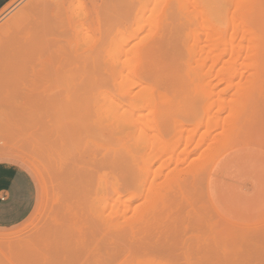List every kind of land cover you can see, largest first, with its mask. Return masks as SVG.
Instances as JSON below:
<instances>
[{"label":"rangeland","instance_id":"1","mask_svg":"<svg viewBox=\"0 0 264 264\" xmlns=\"http://www.w3.org/2000/svg\"><path fill=\"white\" fill-rule=\"evenodd\" d=\"M41 1L42 0H14L0 13V33L7 25L15 26L14 23L17 22L18 17L21 18L20 15L27 13V11L29 15L31 14L30 16L28 15L30 18L29 20L28 18L22 20V23L36 18L38 12H30L29 9L32 10L34 7L37 9ZM87 1L88 0L81 1V4L79 3V9H75L78 7V4L77 2L74 3L71 20L79 29L80 27L83 28V26L84 28H88L91 32L84 33H88L89 38H94V29L96 25H93L86 17L92 2L89 0L91 2L88 1L89 4ZM31 4L33 8L30 6ZM149 6L150 9L154 11L155 16L158 15V11L160 10L159 1L155 0ZM81 8L83 9L80 11ZM74 9L76 11H74ZM203 11L204 13L199 9V0H185L183 5L175 10L176 14H178L177 22L169 25V27H171L169 30L170 33H168L167 30L165 34L164 32L167 28V24L159 20L153 21L147 29H141L143 23L140 19H136V14L124 21L121 17H116L111 20V24L107 21L108 24L106 23V25H103L104 28H109L113 33H119L118 38L135 37L145 39L136 47L135 58L132 57L134 65L131 67L135 68L134 70L132 69L135 75H133V85L130 87L132 92H136L140 88V78L136 76V71L140 70L139 67L143 65L144 59H147V54L154 57L152 58L156 61V64L152 68V71L149 72L147 78L149 79V83H151V85H148L149 88L152 87V89H154V102L147 107L146 110L148 111L144 110L142 112L145 118L147 117L146 119L150 120L149 125L152 124V126H148V120L145 119L144 121L146 122L144 123H147L148 129H145L146 131L143 135H141V133V136L139 135V137H137L138 139H136L137 148L140 153L138 157L143 159L141 156H149L148 158H144L149 161H145V165L140 162V159L138 161L139 164L135 162L140 168L143 166L145 168L141 169V173H139L142 174L144 170L147 171L146 167L148 165H150V169L148 168V172L142 175L136 173L137 171L135 172L136 166H132L133 164H130V166L133 169L135 168L134 171L128 170L131 174L128 173L126 169L121 171V168H124L125 165H121L120 171L118 170V177L123 174L121 178H118V180L121 179L120 182L123 181L121 183L122 190L128 189L129 187V189H133L136 194L130 202V207H134V210L131 212V208L129 210L127 209L128 212H126L127 210H125L124 207L126 202H123L125 201L126 193L124 195L123 192V199L120 206L124 205L122 207H124L125 215L126 217H130V219L123 218L121 217L123 214H120L118 225V228L121 227L119 228L120 230L118 229L117 232L115 231L116 233H114V230L109 233V231H112L110 228L106 230L108 233L105 231L104 238L106 240H108L107 238L111 239L116 236L119 238H117L112 245L108 244L109 246H107V248L104 247L99 256H97V254L90 256V258L81 256L79 258L80 260L78 259L79 261L72 260L69 256L57 258L56 261L48 258L51 254V252H49L51 249L49 247L46 248L47 244L41 239V236L48 233L49 229L53 226H51V223L56 213L58 215L60 213L62 214L63 209H67L66 211L63 210L67 212L69 210L67 207H73L71 203L74 202L75 204V196L69 194H66V196L65 192L68 193L71 189V192H74L73 188L75 187L71 185V187H69L71 176L66 173V176H63L62 192L63 195H65L64 198L67 197V199L73 200V202L69 201V203L67 200L68 204L62 198L60 200L61 202L58 201L59 203H57L53 198L48 196L47 192L50 191L51 188L48 185V189L45 185L46 182L45 184L43 182L45 180L47 181V179L45 178L46 175H43V173L45 174L43 168L42 170L40 169L42 165L39 163V159L40 161L42 160L43 154L40 156V150L38 151V149L42 147L45 150L44 146L41 145L47 144L48 141L54 143L56 138L55 134L56 131H59V128H62L63 132L66 131L65 135L72 134L73 127L76 130H78V128L80 130L83 125H79V123L76 124L73 121L81 122L85 119L86 113L90 109L85 111V108H88V105H86L88 102L86 100H91L88 99L91 95H93L92 98L97 96V94L102 91V87H88V89H95V91L94 89L92 90L94 92H92L91 95H89L90 92H88V89L85 88L86 91L83 89L85 93L83 95V92L77 94V92L80 93L79 87L75 85L73 87L70 86L72 92L76 91L73 95L85 96L82 98L83 101L81 100V102L79 101L77 104L73 103L74 105H70L72 107H66L67 105L65 106L57 100V102L55 101L56 103L54 102L55 104L51 103V106L48 107L47 105L49 102L47 101L50 99V95L55 94L57 96L58 94H63L64 91H62V88L65 87L63 83L57 82L48 84L45 83L44 80L36 79L30 72L0 73V173L7 175H20L21 173L25 175L30 181L29 183L33 196V206L30 213L23 221L14 226L0 228V264H264V0H230L218 3ZM133 21H135V24H132ZM124 22H126V24ZM127 23H131L134 27L130 28V25H127ZM123 26L125 29H123ZM132 29L133 32L137 29L139 33L132 36ZM163 34L164 36L162 38H200L202 42L203 40H201V38H226V45L223 50L224 53L229 48L230 42H233L235 47H241L243 53L247 48L249 52L247 56L240 54L239 56L230 57L227 53H223L220 54L218 59L217 57H209L207 59L208 61L206 60L207 63L205 62L206 66H204L203 69H199L195 63L197 60L196 56H170L168 55L169 53H161L162 55L160 53V55H157L158 53H156V55H150L152 53L148 52V47L153 43V39L161 38ZM112 35L113 34H111V37ZM111 37L108 36L107 38ZM135 42L136 41L131 40L128 47L131 48ZM141 49L144 50L142 51ZM211 61H215L216 64H212ZM138 75H140V73ZM147 79L145 82L148 83ZM80 91H82V89ZM159 91L171 97L175 94H179L180 98L184 101H188L193 105H198L193 106L197 109L194 110V117L197 120L195 123L196 125L199 123V127L196 131L197 136L199 134L198 131L200 132L206 128L204 127L206 126L205 123L207 121H212L209 123L211 130L209 138L214 136L216 140H212V138V141H210L209 138L205 139V143L209 141V145L212 146L210 147L211 149L214 146L217 147L218 140L222 138L228 139H225L226 142L236 140L237 138H240L242 141H248L245 146L239 145V147L225 152L223 154L225 155L223 156L224 159L219 157L213 165L215 169L216 164H220L216 169L215 175L213 172L210 178L211 192L214 193L213 198H211V204L215 213L212 212L213 210L210 206H207V202H205L206 177L204 174H201L197 179L194 192L190 191V193L187 192L186 194L191 196L190 199L193 197H195L194 199H198V201L197 199H192L191 201L194 208L191 206V203L186 205L187 201L182 197L178 198L174 192L167 189L161 196V203H164L166 206L165 218L163 219L160 217L163 220L160 218V220H158V218L155 220L149 217V221L150 219L155 221H150V223L147 219L140 220V218L139 221L144 222L138 221V212L148 205L147 202L142 199V195L146 193L147 187H149L153 180L154 175L152 173L157 170L156 167L158 168L162 165V163H160L161 159L160 161L158 160L160 157L157 158L158 161H155L156 156L154 157V152L158 148L156 146L155 129L161 127V125L158 123L159 121H155V117H152L154 116L153 112L159 111L162 107L157 101L158 97H156ZM244 95V104H242L243 106L241 105L242 109H239L241 110V112L239 111L241 114L238 112L239 115L234 114L233 116V114H231L232 116H230V108L228 109V107H231V105L227 107L228 100L232 97L236 98ZM229 102H231L229 104H232L231 100H229ZM89 103H91V101H89ZM199 104L202 105L200 106ZM247 104L249 111L248 109L245 110ZM252 104L253 108H251ZM249 105H251V107H249ZM46 107L49 108L51 115H46L42 118L39 113ZM253 110L255 115L252 114ZM150 111L152 113H149ZM242 111L245 114H243ZM89 114L90 117L88 116V118H91L92 114ZM54 116L57 117L54 118ZM249 117L251 118L249 119ZM175 118H177V116H175ZM170 125L169 126L173 128L174 132V118L170 120ZM187 126L189 127V125L186 124L181 128V130H183L181 138L186 136V130H184V128L187 129ZM94 127H91L92 132L95 131L96 127ZM221 130L225 133L230 131L232 133L231 138L226 137V134L222 135L223 132ZM220 132H222L220 134L221 136L219 135ZM211 134L212 136L210 137ZM173 135L174 134H172V136ZM197 136L196 139L199 138V136ZM166 138H168V136ZM170 138L171 137L168 139ZM205 143H203L202 146L205 145ZM149 144L150 146H155L153 147V149H155L153 154L150 153ZM202 146L200 147L201 149L199 148L196 151L198 153L195 152L194 155L190 156V161L192 160L191 157L197 159V156L199 157L202 153H205V146L203 147L204 150ZM53 149L55 150L54 159H58L59 157V159L63 160L69 156V159L74 157L70 155L71 153L66 154L68 152H65L64 148H60L59 145H55ZM201 150H203L202 153L200 152ZM43 152L44 151L41 153ZM22 153L31 159H28ZM206 153L209 155L211 151H206ZM123 157L126 158V155H123ZM129 158L130 157L123 159L122 161L126 160V162H128L127 160L131 159ZM37 162L41 165L40 168L38 166H36L37 168L35 167V165H38ZM132 163L134 162L132 161ZM127 167L126 168L129 169V165H127ZM131 167L130 169H132ZM108 171L109 170H106V172ZM132 171L135 173L132 174ZM124 172H127L126 175ZM167 172L166 168L160 169L157 173L158 176L155 178V181L161 185V188L169 185L167 181L168 177L166 178ZM42 177L45 179L43 180ZM123 179H126V181ZM47 182H49V180ZM198 189L199 191H197ZM70 191L69 193L71 194ZM126 191L127 190H125V192ZM206 195L210 197L209 187L208 193L206 190ZM48 200L50 201L47 202ZM54 203L56 204L52 207ZM66 204L67 206L64 208L63 206ZM127 204L129 205V203ZM135 206L137 207L135 208ZM54 209L55 211H60V213L58 211L55 213V211H53ZM123 209H121V211ZM207 209L211 210L208 211ZM52 211L54 213H52ZM132 213L134 215H132ZM205 213L208 218L203 215ZM212 213H214L213 216L210 215ZM48 217H50V219ZM121 218L123 220H121L122 222L120 221ZM208 220H211V224ZM219 220L221 222H219ZM128 223L129 225H127ZM165 224L168 225H166L167 229H171L170 226H173L176 232L172 230H167L170 233L163 232L162 226ZM210 225L211 228L209 227ZM187 229L190 230L187 231ZM236 229L239 231H236ZM245 230L247 231L245 232ZM171 231L173 233H171ZM206 231L210 235H206ZM118 233L120 234L118 235ZM182 233L189 236V243H191L190 237L196 235V241H200V244H202H199L200 246L195 245L199 249L192 244L191 247L193 246V248L191 249L188 246L190 244L184 240L186 238L188 239V237L185 236V238H183L184 235ZM180 240H182V242L185 241L186 247L184 246L185 244L181 245L182 242ZM10 241L12 242L10 243ZM192 241L197 244L195 239ZM38 242H41V244ZM194 252L197 253L195 254Z\"/></svg>","mask_w":264,"mask_h":264},{"label":"bare ground","instance_id":"2","mask_svg":"<svg viewBox=\"0 0 264 264\" xmlns=\"http://www.w3.org/2000/svg\"><path fill=\"white\" fill-rule=\"evenodd\" d=\"M81 1L83 0H42L41 4L38 5L37 9H35V7L33 8L31 4L30 6H32L33 9H28L30 12H38L36 14V18L22 23V20H25L26 18H28L29 20L30 18L29 16L31 14L29 15L27 11L28 14H21V18L18 17V23L16 22L17 24L12 22L15 24V26L7 25V27L0 33V73L8 74L12 72H30L36 79L38 78L40 80H44L45 83L52 84L60 82L63 83V86L66 87H63L64 90L62 88V91H64L63 94H58L57 96L55 94L50 95L51 97L47 101L49 102L47 105L48 107L51 106V103L55 104L57 100H59L58 102L63 103L65 106L67 105L66 107L77 104L79 101L81 102L82 98L85 97H82L77 94H81L84 90L86 91L85 88L88 89V87L95 86L102 87V91L97 94V96H95L94 98H92L93 95L91 94L95 91V89L90 88L91 91L90 89H88V92H90L89 95H91L88 99L91 100H86L88 102H86L88 108H85V111L90 108L87 113L85 112L87 118L85 117V119L81 121L83 124L79 121H73L76 124L79 123V125H83L80 130L79 128L78 130H76L72 126V134L68 133L69 135H65L66 131L63 132V129L59 128V131H56V138L54 140V143H51V141L47 140L48 143L45 141L47 144L41 145L44 146L45 150L42 147V149H38V151H44L43 153L39 151L40 156L43 154L42 160L40 161L39 159V163H41L42 167L40 168L41 165L38 162V165H35V167L38 166L41 170L43 168L45 172V174L43 173V175H46L45 178L47 179V181L49 180L50 182L49 184V182H47L46 180L43 181L44 184L46 182L45 185L47 186V188L49 186L51 188L50 191H45L47 192L48 196H50V198H53L57 203H59L58 201H60L62 198L63 200H65V202H67V200L68 202H73V200L71 201L70 199H67V197H65L66 199L64 198L66 194L75 196L76 199L75 204L74 202L71 203L73 207H67L69 208L67 212H64L67 209L65 210L63 208L62 209L64 211L62 210V214L60 213V211L56 210L60 213L58 215L54 209L53 211H55L56 216L53 217V224L51 223V226H53L49 229L48 233H46L45 235L43 234L44 236L39 235L41 236V239L46 242V248L49 247L52 250H49L51 254L48 253L50 254L48 258L54 261H56L57 258H63L65 256H69L70 258H72V260L76 261L81 256L87 258H90V256L94 254H97V256H99L100 252L103 251L104 247L107 248V246H109L108 244L112 245V243H114L119 237L116 236L111 239L107 238L108 240H106L104 238L105 231L110 228L112 229V231H109V233L113 232V230L114 233H116L117 230L121 228H118L119 216H121L120 214L124 215H122L121 217L130 219V217H126L125 210H129L132 208L130 207V202L136 196L133 189L130 190L129 187V190L125 189L127 190L126 192L125 190H122L121 183L123 181L120 182L121 179L118 180V178H121V175L123 174H121L119 177L117 176V174H119L118 172L120 171V167L121 165H125L126 167L127 165H129V169H127L128 167L126 168L124 166V168H121V171H124L125 169L127 170V172L128 170L134 171V169L136 168L135 172L137 171L136 173H138L139 175H142L143 173L146 174L150 169V165H148L146 167L147 171L144 170V172L140 174L141 169H143L144 166L142 165L143 167L140 168L137 163H135L138 162L140 159V157H138L140 153L137 148L136 139H138L137 137H139L141 133V135H143V133L148 129L147 125L152 126V124L149 125L150 120L146 119L147 117L145 118V115L142 112L154 102V89H152V87L149 88L148 85H151V83H149V79L147 78L149 72L152 71V68L156 64V61L153 60V56L152 58L151 56H149V54L145 53L151 58L146 55L147 59H144L143 65L139 67L140 70L136 71V76L140 78V88L138 91L132 92V89L130 87L133 85V70L135 69L131 67L134 65V61L132 62V57L135 58L134 55L136 47L140 45L141 42L145 39L135 37L118 38L119 33H113L109 28H104L103 25H106V23L108 24V22L111 24V20L116 17H121V19L124 21L127 20V18H130V16L136 14V19H140L143 23L141 29H147V27H149L153 21L159 20L167 24V28L164 34L167 32V30L168 33H170L169 30L171 27H169V25L177 22L178 20V14H176L175 10L181 7L185 2V0H158L160 4V10L158 11V15L155 16L154 11L151 10L149 6L155 0H91L92 3L88 0L91 5L89 6V13L85 15L87 19L91 21V23H93V25H96V28L94 29V38H89L88 33L84 32L91 31L88 30V28H84V26L83 28L80 27L79 29L78 26L71 20V14L74 3L77 2L78 4V7L75 9H79V3L81 4ZM226 1L230 0H199V9H201L202 13H204L203 10L211 8L212 6H215L218 3ZM75 9L74 11H76ZM82 9L83 8H81L80 11ZM124 23L126 24V22ZM132 24H135V21H133ZM132 24L127 23V25H130V28L134 27V25L132 26ZM123 29H125V27ZM136 31L134 30L133 32L132 29L131 35L135 36L137 33H139L138 31ZM111 34H113L112 37ZM164 34L161 36V38H155V40L153 39V43L148 47V52L152 53L150 55H156V53H158L157 55H160L161 53H169L168 55L170 56H196L197 60L195 61V63L199 69H203L204 66H206L205 62L209 57H217L218 59L220 57V54L224 53L223 50L226 45V38H201V40H203L202 42L200 41V38H162ZM108 36L111 38H107ZM131 40H134L136 42L133 44V46L131 45V48H129L128 46ZM141 50L143 51L144 49ZM248 52V48L243 53V49L241 47H235L233 42H230L229 48L225 53H227L230 57H234L239 56L240 54H244L247 56ZM211 63L216 64L215 61H211ZM139 73L140 75H138ZM146 79L149 84L145 82ZM74 85L76 87H79L80 93L77 92V96L73 95V93L76 91L72 92V90H70V88ZM81 89L82 91H80ZM93 89L94 91H92ZM84 94L85 93L83 92V95ZM156 97H158L157 101L162 107L161 109H159V111H154V116L152 117H155V121L157 120L156 122L159 121L158 123L161 125V127H159V125V128H156L155 125V139L157 141L156 146L158 148L155 151V149H153V147L155 146H150V144L149 148L151 154H153V152L155 151V161H160L161 159L160 163H162V165H160L158 168L156 167L157 170H155L154 172L152 171V174L154 175L153 180L151 181L149 187H147L146 193L142 195L143 197L141 196L142 199L147 202L148 205L143 210L138 212V221L141 218L140 220L147 219V221L150 223V221L152 222L154 220L150 219L149 221V217H152L155 220L157 218L158 220H160L161 218H165L166 206L164 205V203H161V196L163 195V192L165 193L167 191V189L171 190V192H174L178 198L182 197L185 201H187L186 205L188 203H191V206H193L191 201L195 197L190 199L191 196H188L186 194L187 192L190 193V191L194 192L197 179L201 174H204L206 177L205 202H207V206H210V208L213 210L211 204L212 194L210 178L213 175V172L215 174L216 168L219 166V164L217 163L214 169V163L219 157L224 159L223 156L225 155L223 154L228 150L237 148L239 147V145L245 146L248 141H242L240 138H237L236 140L226 142V140L228 139L225 138V140L222 138L218 140V146H214L211 149L210 147L212 146L209 145V141L205 143V139L209 138V133L211 131L209 123L212 121H207L205 123L206 126L204 127L206 128L203 129L205 131L202 130L200 131L201 133L198 131L200 135L198 134L199 138L196 139V131L199 127V123H197V125L195 123L197 120L194 117V110L197 109H195L193 106H196L197 104L193 105L190 104L188 101H184L180 98L179 94H175L173 95V97H171L168 96L166 93H161L159 91ZM236 98L232 97L229 99L232 101V104L234 103L233 106L232 104H229L231 103L229 102V100L227 102V107L231 105V107H228V109L230 108V116H232L231 114H233V116L234 114L237 115L239 111L241 112V110L239 109H242V104H244L245 95ZM89 101H91V103H89ZM48 107L42 109V111L39 113L41 114L42 118H44L46 115H51ZM247 107L248 104L245 110L248 109ZM249 107H251V105H249ZM251 108H253V104ZM253 112L252 114L255 115V112ZM89 113L92 114L91 118H88V116L90 117ZM149 113L152 112L150 111ZM175 116H177V118H175ZM55 117L57 116H54V118ZM173 118L174 132L173 128L170 127V120H172ZM250 118L251 117H249V119ZM145 119L148 120V124L144 123L146 122L144 121ZM186 124L189 125V127L187 126V129L184 128V130H186V136L184 138H181L183 132L181 128L184 127ZM91 127H94L95 131L92 132ZM222 132H220L219 135ZM172 134L174 135L172 136ZM223 134H226V137L228 138H231L232 136V133L230 131H227L226 133L223 132L222 135ZM167 136L168 138H171L168 139L166 138ZM211 136L212 134L210 135V137ZM213 137H211L212 140H216V137H214V139ZM211 138H209L210 141H212ZM203 143H205V145L202 146ZM55 145H59L60 148H64L65 152H68L66 154L71 153L70 155H73V158H76L69 159V156L68 158H65L63 160L59 159V157L58 159H54L55 150L53 148L55 147ZM201 146L202 148L205 146L206 150H204L203 148L205 153H202L203 150H201L200 152L202 153V155H200L199 157L197 156V159H193L191 157L192 160L190 161V156L194 155L195 152ZM206 151H211V154H209L210 156L207 155ZM23 155L27 157V155ZM123 155H126V158L123 157ZM127 156L131 158H129L131 161H122L123 159H127ZM141 157H143V159H140V162L142 164L144 163L145 165V161L147 162L148 160L144 158H148L149 156ZM27 158L29 159L30 157ZM132 161L134 163H132ZM130 164H133L132 166L136 167L133 169ZM130 167L132 169H130ZM163 168H166L168 171L166 178L168 177L167 181L169 182V185L161 188V185H159L155 181V178L156 176H158L157 173L159 172V170ZM106 170L109 171L106 172ZM133 171L132 174L135 173ZM66 173L71 176V181H69V187L72 186L75 188H73L74 192H71L72 189L70 191L68 188L71 194L68 191V193L65 192V195H63V176L65 177ZM124 181H126V179ZM208 187L210 188V197L209 195H206V190L208 193ZM199 189L197 191H199ZM123 192L124 195L126 193L125 201H123L126 202V204H124L125 206H120V203H122L123 199ZM49 201L50 200H48L47 202ZM127 203H129V205ZM55 204L56 203L52 204V207L53 205L55 206ZM66 206L67 204L63 207L65 208ZM122 206L125 207V210ZM136 207L137 206H135V208ZM121 209H123L122 211L124 213L121 211ZM211 209L207 210L210 211ZM128 210L126 212H128ZM133 210L134 207L132 208L131 212ZM53 211L52 213H54ZM212 212L215 213L214 210ZM52 213L50 214L53 215ZM214 213L210 215L213 216ZM132 215L134 214L132 213ZM203 215L206 216V213ZM48 218L50 219V217ZM121 220L122 218L120 219V221ZM208 221H210L211 224V220ZM219 222L221 221L219 220ZM127 225H129V223ZM166 225L167 224L162 226L163 232H169L167 230H172L173 232H176L173 226H170L171 229H167L168 225ZM209 227L211 228V225ZM238 229H236V231ZM188 230L190 229H187V231ZM172 231L171 233H173ZM246 231L247 230H245V232ZM106 232L108 233V231ZM119 234L120 233H118V235ZM205 234L210 235L207 233V231ZM185 236H187L188 239L186 238L184 240L189 243V236L184 235L183 238H185ZM196 238V235L194 237H190L191 243H189L190 245L188 246L191 249L193 248V246L191 247V244L194 246L202 245L200 244V241H196ZM194 239L197 244L193 243L192 240ZM180 241L182 242V240ZM185 241L182 242L181 245L185 244L184 246L186 247ZM11 242L12 241H10V243ZM38 243L41 244V242Z\"/></svg>","mask_w":264,"mask_h":264},{"label":"crops","instance_id":"3","mask_svg":"<svg viewBox=\"0 0 264 264\" xmlns=\"http://www.w3.org/2000/svg\"><path fill=\"white\" fill-rule=\"evenodd\" d=\"M13 1L0 0V13ZM29 182L28 178L21 173L20 175L0 173V228L19 224L30 213L33 196ZM211 194L213 198L214 193L211 192Z\"/></svg>","mask_w":264,"mask_h":264}]
</instances>
